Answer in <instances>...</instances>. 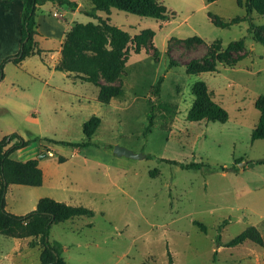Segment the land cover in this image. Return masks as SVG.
Segmentation results:
<instances>
[{
    "label": "rangeland",
    "instance_id": "rangeland-1",
    "mask_svg": "<svg viewBox=\"0 0 264 264\" xmlns=\"http://www.w3.org/2000/svg\"><path fill=\"white\" fill-rule=\"evenodd\" d=\"M79 1L82 6L75 8V15L67 4L56 8L67 11L68 21L74 16L97 22L85 13L91 2ZM161 1L170 15L165 21L116 7L109 14L98 12L132 36L143 29L154 33L140 52L129 44L125 68L109 83L122 87L124 94L108 104L97 99V85L78 77L74 81L63 71L50 72L49 53L29 56L20 66L5 62L0 139L12 132L25 139L43 138L11 156L22 161L37 158L44 175L39 186L9 184L5 207L26 214L48 196L92 208L93 216L67 219L50 228L49 239L57 242L69 264H257L248 252L253 247L261 251L259 245L225 246L247 222L237 220L243 200L235 197L234 185L224 181L216 167H238L243 161L234 163V157L252 151L250 126L260 112L255 101L264 95V44L252 37L247 19L231 26L213 21V16L223 20L246 16V6L239 0ZM54 10L47 1L37 13L52 16ZM252 15L257 25H264V15ZM196 35L204 42L189 40ZM217 39L223 43L222 54L229 42L243 39L244 48L232 54L245 56L235 65L218 61L216 71L189 74L187 63L206 57ZM41 44L59 46L56 39H42ZM219 55L215 53L217 59ZM43 63L45 73L38 69ZM160 76L164 80L156 98L152 92ZM198 80L228 111L225 122L187 118ZM153 105L155 122L145 135ZM93 115L99 119L93 122L98 125L90 137L96 144L56 142L85 140L84 122ZM116 145L145 156L115 155ZM48 150L54 156L40 157ZM59 156L65 160L60 162ZM165 159L204 165L185 168ZM31 240L0 233V264H40V249Z\"/></svg>",
    "mask_w": 264,
    "mask_h": 264
},
{
    "label": "trees",
    "instance_id": "trees-1",
    "mask_svg": "<svg viewBox=\"0 0 264 264\" xmlns=\"http://www.w3.org/2000/svg\"><path fill=\"white\" fill-rule=\"evenodd\" d=\"M47 1H56L59 4H67L75 10L78 6L75 0H23L24 9L22 12V26L20 48L17 53L10 55L0 63V79L3 77V67L5 62L12 61L20 63L28 56L41 54L42 48L35 38L37 30V8ZM92 4L90 9L85 13L97 19L93 21H74L70 29L66 32L65 39L61 49V59L56 65V69L68 72L75 78L78 77L83 81L91 82L99 87L97 99L105 104L119 95L124 94V89L120 86H113L109 83L116 80L125 68L128 60L130 46L134 45L135 52H140L149 46V41L153 37V31L143 29L135 35L111 23L110 17H103L98 12L103 11L110 13L111 8L116 7L129 12L145 16H152L165 21L169 18L166 6L161 0H89ZM214 1V0H208ZM241 5H245L247 14L244 17H235L230 20H223L218 16H213V21L218 26H231L241 20H249V32L252 37L264 44V25L259 26L253 21V12L264 15V0H239ZM204 42L203 38L196 35L189 40ZM188 40V41H189ZM222 41L217 39L209 46L210 50L202 60L192 59L187 65L189 74H197L204 71H216L217 62H224L228 65H235L244 56L243 54H232L233 51H240L244 48L243 39L229 42L223 50ZM215 53H219L218 59ZM171 63H175L171 60ZM105 80L102 81L101 79ZM164 76H160L154 85L153 95L157 98L160 95L161 84ZM192 91L194 101L188 111L187 118L190 120L208 119L213 121L225 122L229 118L228 111L211 96L210 91L203 80L194 83ZM256 107L260 110V118L252 130V140L264 138V95L258 97L255 101ZM154 108L152 106L149 113V121L145 128L144 134L147 135L152 131L154 125ZM97 116H91L84 122V132L86 139L80 142L56 141L65 145L86 147L96 144L90 139L98 123ZM43 139L40 136H34L25 139L17 132L0 139V233L14 236L27 237L31 236V245L40 247V264H69L62 256L57 242L49 239L50 228L53 223L73 219L79 216H93L94 210L83 204H69L64 201L56 200L52 197H41L36 207L26 214H16L6 209L5 195L8 185L11 183L26 184L39 186L43 183L44 175L37 158H30L25 161L17 160L11 154L32 141ZM60 162L65 157L59 156ZM169 163L180 165L185 168H199L204 165L200 162H181L175 159H165ZM264 163V158L257 160ZM216 168L225 170L226 167L219 165ZM235 168V167H233ZM198 223L203 230L205 225ZM246 240H251L259 245H264V238L261 231L254 225L247 226L239 234L228 240L225 244L233 246L241 244Z\"/></svg>",
    "mask_w": 264,
    "mask_h": 264
},
{
    "label": "crops",
    "instance_id": "crops-1",
    "mask_svg": "<svg viewBox=\"0 0 264 264\" xmlns=\"http://www.w3.org/2000/svg\"><path fill=\"white\" fill-rule=\"evenodd\" d=\"M75 1H77L78 8H80L82 6V3L79 0H75ZM51 2L55 8V10L52 12V16L38 15L37 13L36 19H37L38 34H36L35 38L39 44V47L42 48L43 50L42 53L39 55H42L43 53H49V58L51 59V61L47 63L46 58L43 59L44 62H46L49 65L50 72H54L55 70H58L56 69V65L59 63L62 56L61 49H62L63 41L65 39L66 32L70 29L74 21L76 20L82 21V20H78L74 18V16H72L71 20L68 21L65 15L67 11H63L64 12L63 14L56 8L57 6L63 4H59L56 1H51ZM41 6L42 4L38 6L37 12L38 9L41 8ZM23 9H24L23 0L21 1L0 0V63L4 61L6 57L17 53L20 48ZM69 10L72 11V14L74 15L77 11L71 9L70 7ZM42 39H46V40L56 39L58 41L59 46L56 48L44 46L41 44ZM24 60L20 63H14L12 61H8V62L15 64V66H20L22 65ZM38 69L41 72L45 73L46 72L45 63H43L42 67H39ZM65 74L70 78H72L74 81L79 80L76 79L74 76H71L68 72H65ZM3 80H4V74L3 77L0 79V85L3 83ZM80 80L83 81L82 79ZM46 83L47 80L45 84ZM259 118H260V112H258L253 118V123L250 126L251 135L253 128L256 126V124L259 121ZM250 142L252 146L251 152H247L243 150V152H241L239 156L234 157L235 159L234 163H238L241 160L243 161L240 164V166L235 168L233 167L227 168L226 170L220 169L219 173L223 177L224 181L229 180L234 185L235 197L243 200V202H241L242 203L241 206L240 205L238 206V208L241 209V214L237 217V220L246 221L247 226L250 225L256 226L261 231L264 238V207H262L264 200V163H260L257 161L260 158H264V138L252 140L251 137ZM245 197L251 199L247 198L248 200H246ZM229 219L232 218L230 217ZM245 242H252L253 244L259 245L251 240H246L241 244H237L233 246L243 245L245 244ZM225 246L228 245L225 244ZM259 246L262 247L261 251L253 247L252 249H250V252H248V254L252 256V259H254L257 264H264V245H259ZM221 247H222L221 244H219L216 252Z\"/></svg>",
    "mask_w": 264,
    "mask_h": 264
},
{
    "label": "water",
    "instance_id": "water-1",
    "mask_svg": "<svg viewBox=\"0 0 264 264\" xmlns=\"http://www.w3.org/2000/svg\"><path fill=\"white\" fill-rule=\"evenodd\" d=\"M113 153L115 155H126V156L134 157V158H140V157L145 156L144 153L135 152V151L131 150L130 148H127V147L121 146V145H116L114 147ZM46 154H47L46 151H44L43 153H41L40 157H43Z\"/></svg>",
    "mask_w": 264,
    "mask_h": 264
},
{
    "label": "built area",
    "instance_id": "built-area-1",
    "mask_svg": "<svg viewBox=\"0 0 264 264\" xmlns=\"http://www.w3.org/2000/svg\"><path fill=\"white\" fill-rule=\"evenodd\" d=\"M55 14H57V13H55ZM46 153H47V155L54 156V153L51 150H48Z\"/></svg>",
    "mask_w": 264,
    "mask_h": 264
}]
</instances>
